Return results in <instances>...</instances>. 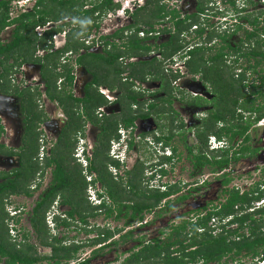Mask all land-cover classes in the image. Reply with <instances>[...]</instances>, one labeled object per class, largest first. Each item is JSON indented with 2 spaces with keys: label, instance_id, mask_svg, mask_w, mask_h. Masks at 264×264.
Instances as JSON below:
<instances>
[{
  "label": "flooded vegetation",
  "instance_id": "flooded-vegetation-1",
  "mask_svg": "<svg viewBox=\"0 0 264 264\" xmlns=\"http://www.w3.org/2000/svg\"><path fill=\"white\" fill-rule=\"evenodd\" d=\"M6 1L0 0V6ZM13 1L10 0L8 17L0 31V44L6 48L19 47L23 42L22 47L25 49L14 48L8 61L4 55H0V102L15 99L20 108L18 116L22 118L23 132L17 137L16 129L7 120L5 108L1 106V198L8 191L4 185L17 179L22 169L23 154L27 150L26 143H31L27 140L35 132L39 137V150L30 163L36 162L43 169L31 183L29 195L10 194L5 199L7 210L12 213L9 226L16 228L12 230H16L15 233L27 231L19 228L24 210L14 207L13 201L18 198L32 199L37 191L42 190L37 202L47 191L52 190L56 185L57 170L52 161L56 150L65 146L64 142L69 138L76 147L67 171L70 173L75 167L81 170L87 184L82 214L79 213L80 207L74 211V206L66 203L61 194L47 213L48 224L51 220L57 229L77 232L70 239L58 237L51 228L58 242H54L52 237L50 244L40 245L32 243L28 233L22 234L20 241L18 234L12 235L13 242L28 243L27 252L28 247H31V251L35 250L39 259L35 264H94L104 252L111 251L112 255L118 250H121V254L111 263L127 264L131 256L144 245L163 238L164 232L161 231H171L182 221L196 222L209 213L221 210L232 192H238L240 196L248 194L252 201L249 204H237L234 208L236 216L213 217L209 226L214 229L215 235L237 231L233 238L237 242L243 236L251 237L247 223L244 224L245 229H241V224L233 221L236 217L244 216L259 219L261 215L257 212L264 209V129H257L254 125L244 136L231 140V133H227L231 126L219 103L218 89L208 80L207 74L214 65V57L223 55L220 63L233 68L235 79L245 75L247 92L253 85L261 84L260 77L257 83L246 84L255 75V69L251 65L246 66L253 58L250 60L244 56L256 49L257 41L262 43L259 33H264V28L258 27L259 0H138L126 16L116 17L118 9L107 12L89 35L79 37L76 36L80 29L79 20L72 16L46 19L32 31L31 22H23V19L27 14L36 13L41 0H35L24 9L15 8ZM150 2L164 8L163 21L153 27L141 24L135 27L133 16L147 8ZM86 8L90 9L91 6ZM172 12L181 19L199 16L200 23L186 34L189 42L186 51L168 61L162 49L176 33ZM109 13L115 16L109 17ZM246 16L257 19V23H252L251 17L242 18ZM39 17L36 15L37 20ZM219 19H222V24ZM198 31H201V35ZM135 34L146 48L136 56L121 57L120 63L128 66L155 61L162 62L163 67L156 70L152 68L149 74L147 71L143 73L147 75L145 80L130 77L128 69L115 78L102 57H110L113 49L127 50L128 37ZM251 34L255 36L252 39L248 38ZM33 38L36 41L34 46L31 41ZM17 43L20 45L15 46ZM196 48L205 51V67L200 71L192 70L188 64L193 58L191 52ZM87 60L91 64L86 63ZM257 99L263 102L257 105ZM90 102L93 104L90 105ZM241 103L246 107L253 105L259 108L264 106V94L252 95L248 101L242 100ZM51 106L52 109L48 110L47 107ZM128 110L135 118L132 124L127 126L120 122L116 136L109 140L110 131L106 130V125L115 119L124 118ZM241 116L246 121L251 116L256 117V113L239 108L237 118ZM209 129L223 134L222 139L216 135L209 136H215L222 147L211 150L208 140L207 147L201 152L199 140ZM258 130L260 135L257 134ZM247 137L249 140L246 141ZM15 140L20 142L18 146ZM245 148L248 151L242 152ZM226 152L228 166L215 167V154ZM6 159L11 162V166L1 162ZM222 159V156L216 157V160ZM48 161H51L50 165ZM245 177L249 180H242ZM177 187L181 189L180 192L164 196L154 207H144V202L151 204L155 201L152 192L166 194ZM202 190L213 193L205 201L201 197H192ZM257 197L261 198L256 200ZM77 198L75 200L81 202ZM36 202L29 215V224L35 235L32 216ZM11 205L14 212L10 210ZM176 209H182L179 213L181 222L177 224L171 223L175 220L170 221L176 216L173 215ZM25 212L26 215L29 211ZM83 217L87 223L83 222ZM98 217L105 221V225L91 226L89 220ZM136 222L139 224L138 230L156 227L160 235L150 240L141 236L133 241L137 231L132 224ZM112 223H116V227H110ZM107 232L113 233V236L104 240ZM79 233L91 237L79 241ZM259 233L264 236V227ZM96 241L99 242L94 243ZM130 243L134 245L128 247ZM88 248L89 257L79 258L81 252ZM261 248V254L257 257L246 252L238 256L229 254L219 264H245V259H250V264H264V246ZM122 256L123 259L120 258ZM0 264H8L7 258L0 255Z\"/></svg>",
  "mask_w": 264,
  "mask_h": 264
},
{
  "label": "trees",
  "instance_id": "trees-1",
  "mask_svg": "<svg viewBox=\"0 0 264 264\" xmlns=\"http://www.w3.org/2000/svg\"><path fill=\"white\" fill-rule=\"evenodd\" d=\"M234 4V1L231 2ZM10 0L1 3L0 6V31L4 28L6 23L8 12H9ZM86 6H91L87 9ZM120 4L115 3L113 0H41L37 7L36 13H31L25 15L23 22H31V29L33 31L34 27L46 19H59L65 16L77 17L78 20L90 19V23L87 25H81L76 36L89 35L90 31L97 26L99 19L105 15L107 12L117 10L120 8ZM164 8L160 7L158 3L153 5L152 2L149 3L148 7L136 13L133 16L135 21V27L141 25H146L153 27L155 24L161 23L163 21ZM204 10L202 9L201 12ZM172 19L175 21V35L172 37L168 45L163 47V53L165 60L172 61L177 55L182 54L186 51L189 45L186 34L189 33L193 26L200 23L199 16L186 17L181 19L177 13L172 12ZM36 15H40L39 20L36 19ZM251 17L252 23H257V19L252 18V16L242 17L244 19H249ZM27 24H24V26ZM201 35V31H198ZM254 34L248 35V38H254ZM128 49L125 51L113 49L110 57L102 59L107 63L109 70H111L115 78H118L120 74L128 71L130 72V77L135 79H146V74L151 73L150 69H159L163 67V63L148 62L140 64H130L128 66H123L119 59L121 57H132L140 54L141 50L146 47L142 45V40L138 36L131 35L128 37ZM23 40V39H22ZM78 40V39H77ZM33 46L36 41L33 38ZM27 42H30L27 40ZM78 43V42H77ZM17 43L15 46H19ZM19 47H2L0 44V55H4L6 61H8L14 48ZM76 46V44H75ZM263 45L260 41L256 42V49L244 54L250 60L253 58L257 61V64L264 62V51ZM25 49L24 47L21 50ZM193 58L189 64L192 70L200 71L205 67V51L203 48H196L191 52ZM219 56V55H218ZM214 57V65L211 66V72H208V80H211L214 87L218 89L216 91L219 94V103L223 108L224 117L231 127L227 129V133H231V140H234L237 136H244L245 133L250 130L264 115V106L259 108L246 107L241 103L242 100L248 101L252 95L264 94V73L260 75V85L252 86L250 92H247V86L244 84L245 75H242L240 79H235L233 68L230 66L222 65L220 62L223 60L221 57ZM259 60V61H258ZM89 61L87 60L86 63ZM54 64H57V59L54 55ZM91 64V63H88ZM7 78V77H4ZM131 85V83H130ZM132 86V85H131ZM130 86V87H131ZM129 87V88H130ZM130 98L135 100L133 96ZM99 103V101H97ZM93 104L90 102V105ZM89 108V107H88ZM241 108L247 112H255L256 117H249L248 120L244 121L243 116L237 118V110ZM134 115L130 110L125 113L124 118L115 119L112 122H108L106 125V130L109 132V140L116 136L117 125L120 122H124L127 126L132 124L134 120ZM76 126V125H74ZM203 138H200L199 149L202 152L204 148L207 147L209 136L216 135L218 138L222 139L223 134L215 132L209 129ZM38 134L35 132L32 134L31 139L28 138L27 141L31 143H26L27 150L23 154L22 169L19 170V175L17 179L10 181L4 185L7 189V194L4 198H1L0 194V255L7 258L8 264H35L39 259L35 255V250L31 251V247L23 242H13L11 235V228L9 222L11 220V215L7 210L5 199L12 195H29L30 186L36 175L42 171V167L38 163L30 162L32 158L38 155L39 144H38ZM246 141L249 140L247 137ZM69 138L66 140L65 146L59 147L56 150L54 162L57 166L55 173V183L52 190L45 193V196H41L36 202V207L34 208L32 216V224L37 235V242L40 245L50 244L51 238L53 237L54 242H58L56 237L52 235L49 224L47 223V213L51 209L54 200L59 194L65 197L66 203L72 204L74 206V211L79 208V213L82 214L84 207V196L86 194V181L83 177L81 170H77L75 167L73 171L68 173V164L71 163L73 159V153L75 149V142ZM34 142V143H33ZM70 143V144H69ZM109 150V145L107 146V151ZM248 151V148L242 150V152ZM98 155H101L98 153ZM222 156L223 159L216 160V157ZM30 163V164H28ZM48 165L51 161H48ZM209 164L211 162L209 161ZM229 164L228 153H217L214 158L215 167H225ZM217 167V168H218ZM181 189L177 187L174 191H170L166 194H161L158 192H152V198L155 199L151 204L144 202V207H154L156 202H160L164 196L169 194L180 192ZM147 195V194H146ZM148 196V195H147ZM79 197V198H77ZM145 197V196H144ZM81 200L78 202L75 199ZM148 198V197H145ZM186 198V197H184ZM261 197H257L259 200ZM252 199L249 198L248 194L240 196L238 192H232L230 194L229 200L223 205V208L219 211L209 213L208 216L199 218L196 222L182 221L177 226L172 227L171 231L166 234L164 238H157L153 242L147 245H142V249L131 256L127 264H208V263H221L222 259L232 254L238 256L243 252L248 254L253 253V256L257 257L261 254L262 246H264V236L259 233L264 227V209L257 212L261 215L259 219L254 220L250 216L236 217L233 222H239L241 224V229H245L244 224L247 223V228L251 230V237L245 238L240 242L235 241L233 238L237 234V231L231 230L227 235L213 234L214 229L209 226L210 221L213 217L228 218L236 214L235 206L237 204H249ZM72 215V214H71ZM236 216V215H235ZM83 222L87 223L85 217H83ZM66 226L68 224L64 222ZM56 227H58V222L56 221ZM203 230V231H202ZM113 233L107 232L105 239L112 237ZM26 240V235H24ZM53 242V243H54ZM96 241L94 243H97ZM22 245V248H19ZM264 249V248H263ZM71 251V249H68ZM31 253V254H30ZM71 255V253H70Z\"/></svg>",
  "mask_w": 264,
  "mask_h": 264
},
{
  "label": "rangeland",
  "instance_id": "rangeland-1",
  "mask_svg": "<svg viewBox=\"0 0 264 264\" xmlns=\"http://www.w3.org/2000/svg\"><path fill=\"white\" fill-rule=\"evenodd\" d=\"M254 60L255 59H253L252 61H248V64H246V62L244 61V63L246 64V66L247 65H251L255 69V73L253 72L255 75H253L252 77H250L249 80L246 83V84H249V85H252V83H257V81H259V77H261L260 75H262L264 73V62L263 63H259V65H258L257 64V61L256 60L254 61ZM259 69H260V72H259ZM250 72H251V70H249V73ZM257 100H258L256 102L257 105H260L261 104L260 102H263L261 100L259 101V99H257ZM1 106H3L5 108V113H7V116L8 117L6 115L5 116L7 117V120L14 126V128L16 129V132H17V137H19L20 135H22V132H23L22 131L23 130L22 129L23 128V124H22V118H20V116H18V113H19V109L20 108H19V106L16 105L15 99L14 98L13 99L12 98L6 99V101H4V103H1L0 102V107ZM47 109L48 110H51L52 109V106L51 107H47ZM2 115H4V113H2ZM257 129H260V128H257ZM260 130H262V129H260ZM257 134L260 135V131L259 130H258ZM14 142H17V145L16 146H18V144L20 143V142H18L16 140ZM3 161L4 160H1V162L3 164H5V165H8V166H11L12 165V164H10L11 162L8 159H6L4 162ZM177 177H178V175H177ZM242 180H245L246 181V180H249V178L245 177V178H242ZM241 183H243V182H241ZM209 190H210V188H209ZM41 191L42 190L37 191L36 194L33 196L32 199L18 198L17 200H14L13 201L14 202V205H13L14 207H17V206L19 208L22 207L23 210H24V214H23V216L21 217V220H20L19 228H22V229L27 230V231H17L16 233H15L16 230L13 231V232H11V235H16V234L19 235L18 236V241H20L22 234H24V233L27 234L28 233L31 242L34 243V244H37L38 243L37 240H36V235H35V233H33L32 229L30 227V224H29V215H30V211L34 207L35 202H36V200L38 198V195L41 193ZM201 192H203L204 194H202ZM201 192H199V194H193L192 197L194 199L196 197H201L202 200L205 201L206 200V197L207 196H210L211 193H213V191H210L208 193V192H206L204 190H202ZM193 198H192V200H193ZM10 210L12 212H14V209H13L12 205L10 207ZM26 210L29 211V212L25 215V213H26L25 211ZM179 210L180 211H177V209H176V211H174V214L173 215H176V216L174 218H171L170 221H172V220L173 221L175 220V221L174 222H171V223L177 224V223H180L181 222V219L179 218L181 216L179 215V213L182 211V209H179ZM149 218L150 217L148 216L147 219H149ZM89 221H90L89 224L91 226H94V225L95 226H97V225L98 226L105 225V221L101 217H98L96 219H91ZM50 222L51 223H49V227L51 229H53L52 232L54 234H56L58 237L65 236V237H68V239H70L72 236L75 235V233H77L75 231H63L61 228L60 229H57V228H55V223L52 222L51 220H50ZM122 222L123 221H121V224H122ZM167 222H169V221H167ZM108 223L111 224V221H108ZM116 225H117L116 223H112V225H110V227H116ZM132 226H134L133 229H136L135 231H137L133 235L134 236L133 237V241L137 237H141V236H144V237L147 238V240H150V239H153L154 237H157L158 234L160 235V231H156V227L155 228L150 227L148 229L145 228V229H142V230H138L139 224L137 222L134 223V224H132ZM164 228H167V227H164ZM164 228H162V229H164ZM14 229H16V228H14ZM161 232H164V235H163V238H164L166 236V234H168L170 231L167 230V231H161ZM90 237L91 236L84 235V233H79V236H78L77 239L79 241H83L85 239H90ZM132 243H136V242H132ZM132 243L128 244V247H131V245H134ZM120 254H121V250H118L117 253H113L112 255H111V251L104 252L103 254L100 255V257H98V259H96L94 261V264H97L96 262H98V263H100V262L104 263L105 262V264L111 263V261L113 262V260L118 255H120ZM89 255H90V249L88 248L87 250H84L83 252H81L79 258H81V259L82 258H86V257H89ZM120 258L123 259V256L120 257ZM251 262L252 261L250 259H245L244 260V263L245 264H250ZM254 263H256V262H254ZM111 264H113V263H111ZM256 264H258V263H256Z\"/></svg>",
  "mask_w": 264,
  "mask_h": 264
},
{
  "label": "built area",
  "instance_id": "built-area-1",
  "mask_svg": "<svg viewBox=\"0 0 264 264\" xmlns=\"http://www.w3.org/2000/svg\"><path fill=\"white\" fill-rule=\"evenodd\" d=\"M34 1L35 0H14L13 1V6L15 8L24 9V8H27V7L31 6L34 3ZM115 1H116V3L121 5L120 8H118L117 13L115 14L116 17H124V16L127 15L129 10H131L133 8V6H135V4L137 3L138 0H115ZM258 4L260 5V17H259V22H258L259 25H258V27L259 28L260 27L264 28V0H259ZM115 15L111 14V13L108 14L109 17H114ZM219 23L220 24L223 23L222 19H219ZM141 35H143V33H141ZM259 37H260V39L262 41L261 44L263 45L262 49L264 51V33L260 32L259 33ZM254 127L255 128H263L264 129V115L255 124ZM209 143H210V149L211 150H218V149H220V147H222V146H219L218 143H215V138L214 137H210Z\"/></svg>",
  "mask_w": 264,
  "mask_h": 264
},
{
  "label": "clouds",
  "instance_id": "clouds-1",
  "mask_svg": "<svg viewBox=\"0 0 264 264\" xmlns=\"http://www.w3.org/2000/svg\"><path fill=\"white\" fill-rule=\"evenodd\" d=\"M81 25H87V24H89L91 21H90V19H81V20H79L78 21ZM212 137H214L215 138V143H218V140H217V138L215 137V136H212ZM209 140H210V138H209ZM209 145H210V143H209ZM218 145H220L219 143H218ZM9 213H10V215L12 216V213L10 212V211H8ZM11 228V232H13L12 230H14V228H12V227H10Z\"/></svg>",
  "mask_w": 264,
  "mask_h": 264
}]
</instances>
